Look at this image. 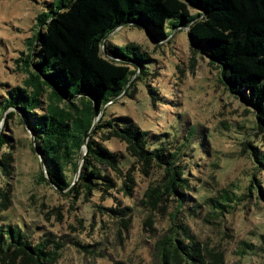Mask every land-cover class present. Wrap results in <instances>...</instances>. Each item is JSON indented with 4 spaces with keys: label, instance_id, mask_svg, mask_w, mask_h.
<instances>
[{
    "label": "trees",
    "instance_id": "1",
    "mask_svg": "<svg viewBox=\"0 0 264 264\" xmlns=\"http://www.w3.org/2000/svg\"><path fill=\"white\" fill-rule=\"evenodd\" d=\"M48 8L37 16L36 36L19 59L17 71L26 78L12 86L7 97H0V115L11 108L2 125L0 120V264H93V256L102 257L99 244L70 238L69 246L80 258L69 263L64 260L66 235L12 218L19 140L8 121L15 118V110L28 126L55 187L70 188L73 197L88 207L92 198L99 197L102 203L97 206L114 214L124 227L137 213L148 211L142 222L151 228L152 211L171 202L167 227L154 243L157 264H205L204 241L192 218L221 226L223 215L250 194L238 196L230 188L204 185L210 184L208 175L197 176L195 157L209 142L197 135L196 127L171 134L142 128L125 115H105L108 103L121 95L132 97L135 83L156 78L160 69L140 44L128 42L122 47L108 37L128 24L142 26L157 42L169 39V27L185 29L192 50L205 54L219 68L220 82L253 109L255 134L263 135L264 0H54ZM147 90L153 105L165 98L156 86L147 85ZM94 112L104 115L93 126L84 151L82 141ZM197 138L199 145L194 144ZM117 143H124L132 159ZM239 145L248 154L251 149L254 160L264 166L256 143L245 139ZM152 169L157 178H140L144 187L139 186L137 172L148 176ZM211 177L217 183L215 174ZM38 179L45 182L42 171ZM253 185L258 188L257 200L264 203V186L255 175L246 189ZM112 190L122 192L132 206L122 205ZM240 243L241 258L251 261L255 256L264 264V232H258L256 242ZM216 256L215 264H222L220 254Z\"/></svg>",
    "mask_w": 264,
    "mask_h": 264
},
{
    "label": "rangeland",
    "instance_id": "2",
    "mask_svg": "<svg viewBox=\"0 0 264 264\" xmlns=\"http://www.w3.org/2000/svg\"><path fill=\"white\" fill-rule=\"evenodd\" d=\"M52 1L0 0V97H7L8 90L26 78V74L17 71L19 59L27 52L30 39L36 36L37 16L48 12V3ZM167 31L169 39L158 42L136 24L124 25L109 35L110 42L122 47L128 42L140 44L157 61L160 69L156 78L148 76L144 81L136 82L132 97L121 95L108 103L105 115H125L142 128L169 130L171 134L175 131L182 134L187 126H194L197 135L206 136L209 144H203L200 155L194 151L198 159L194 168L200 172L197 176L204 178L208 175L210 184L204 183L207 187L230 188L238 196L245 192L250 196L239 201L230 214L223 215L221 226L192 218L194 229L204 241L205 264H215L217 253L222 258V264H259V258L252 256V260L248 261L241 258L237 250L242 240L256 242L258 232H264V203L257 200L258 188L253 185L250 190L246 189L253 175L264 186V166L254 160L251 149L249 154L241 151L239 143L245 139L256 143L262 151L264 165V134H255L253 109L241 95L220 82L219 68L210 63L205 54L192 50L186 30L169 27ZM149 63L154 64V61ZM147 85L156 86L165 98L158 99L153 105ZM10 109H5L2 117L0 115L1 125ZM15 112V118L8 121L13 135L19 140L12 180V218L23 219L33 226L43 225V228L56 234L66 235L68 246L64 251V260L69 263L80 258L74 247L69 246L72 238L100 245L96 248L102 257L97 260L93 256V264H113L115 260L126 264H157L154 243L167 227L172 203L168 202L161 211H152L151 228L142 222L148 211L137 213V217H132L129 225L124 227L114 214L110 215V212L97 206L102 203L99 197L92 198L88 207L84 200L73 197L70 188L54 190L38 179L41 171L39 160L31 148L24 119L21 123L17 110ZM103 115L104 112L100 118ZM196 140L194 144L199 145L200 139ZM117 147L132 159L124 151V143H117ZM212 174H215L217 183ZM157 175L156 169H152L148 176L137 172V184L144 187L140 178L149 181ZM135 189L139 190V187ZM112 193L122 205L132 206L122 192L112 190Z\"/></svg>",
    "mask_w": 264,
    "mask_h": 264
},
{
    "label": "water",
    "instance_id": "3",
    "mask_svg": "<svg viewBox=\"0 0 264 264\" xmlns=\"http://www.w3.org/2000/svg\"><path fill=\"white\" fill-rule=\"evenodd\" d=\"M147 34H148V33H147ZM148 35H149V34H148ZM67 100H69V99L67 98ZM2 115H3V114H1V117H2ZM99 117H100V113H99V114H96V113L94 112V116H93V121H92L91 128H90L89 131L84 135V138H83V141H82V145H83V147H84V151L86 150V142H87L88 136L92 133V128H93V126L95 125V123L97 122V120L99 119ZM21 118H22V117H21ZM22 119H23V118H22ZM0 120H1V119H0ZM23 124H24V126H25V129H26L28 135H29V141H30L31 148L33 149V151L35 152V154H36V156H37V158H38V160H39V163H40V166H41V171H42V174H43V176H44V178H45V182H46L51 188H53L54 190H56V191H63V190H60V189H58L57 187H55L54 184L51 182L50 178L48 177V174L46 173L45 167H44V165H43V163H42V160H41V158H40V155H39L38 149H37V147H36V145H35L34 138H33L32 134L30 133V130L28 129V126L26 125V123L24 122ZM0 128H1V126H0ZM81 160H82V157H81ZM81 160L78 162V165L80 164ZM78 168H79V167H77V170H76V174H75L74 179H76V176H77V173H78Z\"/></svg>",
    "mask_w": 264,
    "mask_h": 264
}]
</instances>
